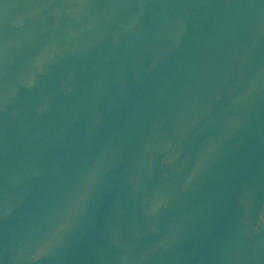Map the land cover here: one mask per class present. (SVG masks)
Listing matches in <instances>:
<instances>
[{
    "label": "water",
    "instance_id": "water-1",
    "mask_svg": "<svg viewBox=\"0 0 264 264\" xmlns=\"http://www.w3.org/2000/svg\"><path fill=\"white\" fill-rule=\"evenodd\" d=\"M0 264H264V0H0Z\"/></svg>",
    "mask_w": 264,
    "mask_h": 264
}]
</instances>
